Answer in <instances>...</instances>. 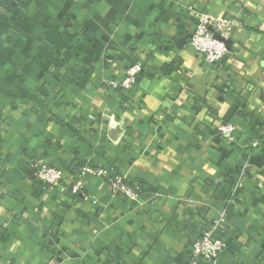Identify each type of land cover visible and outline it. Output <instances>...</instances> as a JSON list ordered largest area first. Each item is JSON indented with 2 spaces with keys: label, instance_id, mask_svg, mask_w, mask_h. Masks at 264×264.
Masks as SVG:
<instances>
[{
  "label": "crops",
  "instance_id": "1",
  "mask_svg": "<svg viewBox=\"0 0 264 264\" xmlns=\"http://www.w3.org/2000/svg\"><path fill=\"white\" fill-rule=\"evenodd\" d=\"M188 6L233 21L219 65L177 46ZM35 161L108 167L138 201L88 173L61 193ZM217 219L206 264H264V0H0V264H185Z\"/></svg>",
  "mask_w": 264,
  "mask_h": 264
},
{
  "label": "built area",
  "instance_id": "2",
  "mask_svg": "<svg viewBox=\"0 0 264 264\" xmlns=\"http://www.w3.org/2000/svg\"><path fill=\"white\" fill-rule=\"evenodd\" d=\"M190 17L194 20V27L189 41L190 47L199 55L200 60L208 66H217L227 55L226 39L229 36L231 26L234 24L230 18L215 15L209 11H198L193 6L187 7ZM141 63H133L126 70L120 80H109L108 86L113 88L129 89L135 85L137 77L143 72ZM218 135L227 141L236 140V126L233 122H219L215 127ZM261 142L249 140L244 146L248 150L258 148ZM29 170L32 179L57 191L69 192L77 195L83 182L81 175L88 173L102 179L114 193H118L132 201H138L137 191L128 185L126 177L114 172L108 167L81 166L70 175L60 168L53 167L44 162H32ZM223 219H217L211 228H208L197 240L191 243L185 264L211 263L224 250L226 241L215 236V231ZM46 264H60L50 258Z\"/></svg>",
  "mask_w": 264,
  "mask_h": 264
},
{
  "label": "water",
  "instance_id": "3",
  "mask_svg": "<svg viewBox=\"0 0 264 264\" xmlns=\"http://www.w3.org/2000/svg\"><path fill=\"white\" fill-rule=\"evenodd\" d=\"M188 38H191V35H188L187 37L180 39L177 43V46L181 47L187 41Z\"/></svg>",
  "mask_w": 264,
  "mask_h": 264
}]
</instances>
